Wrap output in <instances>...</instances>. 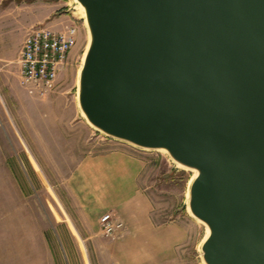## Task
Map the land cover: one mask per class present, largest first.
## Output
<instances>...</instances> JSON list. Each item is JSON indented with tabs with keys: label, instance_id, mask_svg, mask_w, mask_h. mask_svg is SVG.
I'll use <instances>...</instances> for the list:
<instances>
[{
	"label": "water",
	"instance_id": "95a60500",
	"mask_svg": "<svg viewBox=\"0 0 264 264\" xmlns=\"http://www.w3.org/2000/svg\"><path fill=\"white\" fill-rule=\"evenodd\" d=\"M87 121L194 169L206 264H264V0H76Z\"/></svg>",
	"mask_w": 264,
	"mask_h": 264
},
{
	"label": "rangeland",
	"instance_id": "374dc122",
	"mask_svg": "<svg viewBox=\"0 0 264 264\" xmlns=\"http://www.w3.org/2000/svg\"><path fill=\"white\" fill-rule=\"evenodd\" d=\"M75 5L76 0H0V264H206L201 245L208 228L188 208L195 170L166 150L109 137L81 115L78 80L89 35ZM68 24L77 27L76 44L54 89L42 97L28 93L18 63L26 32L36 25L62 29ZM112 149L142 163L138 185L149 200L157 226L151 241L157 245L147 249V257L139 256L133 248L121 249L117 241L123 235L105 236L99 226L100 248L91 241L82 242L85 248L60 242L47 247L54 215L72 212L66 178L75 160L82 151ZM63 226L70 228L67 218Z\"/></svg>",
	"mask_w": 264,
	"mask_h": 264
},
{
	"label": "crops",
	"instance_id": "0c3cea01",
	"mask_svg": "<svg viewBox=\"0 0 264 264\" xmlns=\"http://www.w3.org/2000/svg\"><path fill=\"white\" fill-rule=\"evenodd\" d=\"M73 167L66 178L72 212H65L63 218L54 215V226L46 232L47 247L56 248L60 242L69 248H85L82 242L91 241L94 248H100L99 218L104 211L112 210L125 225L122 240L117 241L121 249L133 248L137 255L147 257V249L157 245L151 241L157 226L149 215V200L138 185L141 161L118 149L91 154L82 151ZM66 218L70 228L63 226Z\"/></svg>",
	"mask_w": 264,
	"mask_h": 264
},
{
	"label": "built area",
	"instance_id": "2783aa9c",
	"mask_svg": "<svg viewBox=\"0 0 264 264\" xmlns=\"http://www.w3.org/2000/svg\"><path fill=\"white\" fill-rule=\"evenodd\" d=\"M77 27L65 25L62 29L36 25L25 34L19 51L20 83L30 94L44 96L55 87L57 76L65 65L72 47L76 44ZM103 235L119 237L124 223L113 212L99 218Z\"/></svg>",
	"mask_w": 264,
	"mask_h": 264
},
{
	"label": "bare ground",
	"instance_id": "6f19581e",
	"mask_svg": "<svg viewBox=\"0 0 264 264\" xmlns=\"http://www.w3.org/2000/svg\"><path fill=\"white\" fill-rule=\"evenodd\" d=\"M75 6H77L78 8H79V10H80V12H81V14H82V18L84 19V22H85V17H84V10H83V7L81 6V4L80 3H78L77 2V5H75ZM86 23V22H85ZM86 25V24H85ZM88 35H89V32H88ZM89 43V42H88ZM88 45V44H87ZM87 47V46H86ZM84 56V55H83ZM81 115L85 118V116H84V114L81 112ZM86 119V118H85ZM86 122L88 123V124H90L88 121H87V119H86ZM91 125V124H90ZM160 150H164V149H160ZM196 175V171H195V173H194V176ZM193 176V177H194ZM193 216V215H192ZM206 231H207V229H206ZM208 232V231H207ZM208 235V234H207Z\"/></svg>",
	"mask_w": 264,
	"mask_h": 264
}]
</instances>
